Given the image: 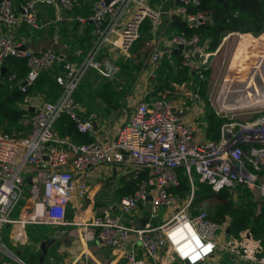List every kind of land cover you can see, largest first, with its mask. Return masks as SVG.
Wrapping results in <instances>:
<instances>
[{"label": "built area", "instance_id": "1", "mask_svg": "<svg viewBox=\"0 0 264 264\" xmlns=\"http://www.w3.org/2000/svg\"><path fill=\"white\" fill-rule=\"evenodd\" d=\"M165 1L172 3L169 14L183 20L190 30L210 22L203 12H189L190 7L199 5V0H95L89 16L74 18L80 24H89L94 37L91 51L78 65L63 61L51 51L35 53L22 49L11 37L0 35V69L10 59L25 61L26 74L17 85L27 97L44 71L61 64L60 73L54 77L59 96L54 102L38 97L28 116L29 133L18 137L0 130V253L4 251L14 258L1 242L6 229L10 240L22 246L27 241L25 225H65L68 206L89 192L88 185L79 180L88 177L90 168L114 165L123 167L121 172L126 174L145 173L147 178L137 184L131 195L121 198L119 215L105 211L86 224L85 241L98 240L117 252L125 264H204L217 251L247 264H264V246L248 231L237 238H220L229 226L228 221L217 224L206 211H191L193 173L198 183L208 185L213 192L225 189L236 198L238 189L243 188L255 199L264 200V113L248 122L225 116L217 140H203L193 127L182 122L185 110L171 101V92L160 90L153 101L134 106L113 140L65 145L57 139L55 124L62 117L68 118L80 135L93 132L92 121L83 116L75 99L80 84L92 71L100 79L114 80L118 68L112 64L104 67L98 60L100 51L108 44L114 53L128 55L140 39L144 23L155 25L164 14L160 6L155 8L150 3ZM39 3L66 13L73 11L75 5L74 0H31L17 14L12 0H1L0 24L11 29L20 25L37 27ZM168 40L169 47L181 49L179 69L185 68L203 80L211 56L207 43L202 44L196 35H172ZM165 53L155 41L149 42L148 64L158 65ZM195 53L203 56V61L195 59ZM14 80L15 74L7 78L9 83ZM194 99L200 101L198 96ZM179 169L191 188L190 196L182 203L170 193L178 186ZM149 197L147 221L139 227L135 221L126 224L123 218L137 214ZM27 202L32 204V217L23 220L18 214ZM160 209L171 210L172 215L155 227L151 220ZM131 235L136 241L131 240ZM0 264L11 263L1 260ZM70 264L96 263L75 260Z\"/></svg>", "mask_w": 264, "mask_h": 264}, {"label": "crops", "instance_id": "2", "mask_svg": "<svg viewBox=\"0 0 264 264\" xmlns=\"http://www.w3.org/2000/svg\"><path fill=\"white\" fill-rule=\"evenodd\" d=\"M28 1L31 0H12L14 11L17 14H21L23 6ZM94 1L95 0H74L75 5L73 11L69 13H66L62 10H58L55 6L39 3L37 5V27H28L26 25H20L18 27L11 29L0 24V35H7L11 37L16 43L20 44V46L24 47L26 50L35 53L51 51L55 53L58 57H60L63 61L69 62L74 65H78L84 61L88 53L91 51L93 47L94 37L92 36L91 26L89 24H85V25L80 24L76 22L74 18L89 16L92 12ZM167 2L169 1H165L163 2V4L164 3L166 4ZM150 5L155 8L158 6L161 7L160 3H156V2H151ZM171 7H172V3L170 4L169 10L167 12H164L162 10L164 14L157 24L152 25L150 22H146L142 26L141 35L143 34L144 30L147 28L148 37H149L147 41L144 43L142 49L140 50V52L144 53V55H142L141 58L138 57V52L134 47L135 45L132 47L131 51L135 53L134 55L135 57L139 58L140 61H142L143 68L138 73H136L135 77L137 76V79L132 85L129 86V89H126V91L124 92H122L123 90L122 87H117L115 89V92H122L121 93L122 97H120L121 94L117 95L118 102L116 108H112L108 103L95 96L94 94L95 87L91 83L93 81L98 83L97 79L100 80V78L97 77V75L93 71L90 72L87 75V77L84 78V80L79 86V89L75 94V99L82 108L83 116L86 119H90L92 123H95L96 128L93 127L94 130L90 134L79 135L74 130L72 126V122L67 118H62L55 124L57 139L60 143L63 142L66 145L69 143H73V144L90 143L95 140H102V141L113 140L116 136L119 127L128 121L134 109V106L138 102L153 101L156 98V93L160 90H169L171 92V96H170L171 101H173L176 105L181 106L185 110V116L182 119V122L186 125H190L191 127H193L196 130L200 139L209 140V138L207 137V123L205 122V118L208 113H213L215 117L218 119H226L225 116L227 117L229 116V118L231 119L235 118L233 115H228V113L231 114L234 112L222 113L219 110L216 104L217 98L214 99L213 105H211L212 103L208 104L207 102H209V99H206L207 101L204 100L199 95V91L197 93L196 91L193 93L192 92L184 93L183 95L185 96V99L176 98L175 95H177V89H180V87L183 88L184 82H186L187 80L186 81L181 80L178 83L177 81H172L168 76L170 73L168 69L170 68L167 66H163V65H168L172 67L171 69L173 71H177V70L179 71L183 69V68L179 69L180 62L182 60L181 49H173V47L168 46V41H169L168 39L170 38V36L181 35L176 31L170 29V23L172 21V18L174 17L169 14ZM245 35L246 37L244 38L243 36ZM229 40H232V42H230ZM151 41H155L157 43V46L166 52L162 56L159 64L156 66H150L147 61L149 55V42ZM230 45H232L233 47L232 49H234L233 50L234 52L231 55L232 57H230L231 60L227 66L226 74L224 78L228 74L229 69L233 66L238 69L237 72L241 70L240 68H238V64H237V61H239L241 64L245 65V69L248 71H243L240 74H237L236 77H241L244 80H248L249 77H251L250 75L254 74L261 76L260 81L261 79L264 80V32L258 36H254L252 34H239V33L227 34L221 39V42L217 47V49L209 54H211V56L217 55V53H219L222 49H227L225 47ZM131 51L126 56L119 55L117 53H114L110 49V46L107 44L100 51L98 59L99 57L102 59V61L106 59L107 62L116 66L119 69L118 64L128 63L127 60ZM256 53L258 55H256ZM8 65L9 63L7 61L3 66V68L5 69L3 73L7 71H12ZM162 66H163V70L161 69ZM256 68L258 69V71ZM160 70L163 73L162 79L165 78L169 84L168 88L158 89L159 88L158 73H160ZM60 71H61V64L58 63L54 65L52 69L48 71H44L41 74L39 80L42 79L41 78L42 75H44L47 72H53V73L57 72L55 74L57 75L60 73ZM187 73H188L187 75L188 77L191 76L190 79L194 77L189 73L188 70ZM232 73L235 72L232 71ZM22 79H20L19 81H21ZM19 81H17V84ZM104 81H108V80L101 79L100 83ZM89 84H91L92 92H90V90L87 87V85ZM33 87H32L33 91L31 90L32 89L31 88L28 92V97L26 96V98H28V103L24 107L28 108L36 105L39 101L38 97H41L45 101L47 100L51 102V100L48 99L43 92H35V90L38 87L36 86V84ZM39 87L42 89V91L47 88L46 84L44 83L41 84V86ZM80 87L85 91V95H88L90 93L91 95L89 97L84 96L80 92ZM195 96H198L200 98L199 102L194 99ZM99 101L108 109L106 110L107 113L117 110L122 111V109L124 108L126 109V107L129 111L126 112L125 116H123L119 120L116 121L108 120L106 122L107 118H103L98 111V108L100 107L101 104L99 103ZM210 106H215L214 107L215 109L213 110L209 109L208 107ZM258 108L261 107L245 109V110H256ZM245 110H240V111H245ZM218 112H220L222 115H217ZM28 118H29L28 116L24 117L21 120V122L24 126L29 127ZM255 119L256 118L252 117L249 120L236 119V121L239 120L242 122H248V121H253ZM28 133H29V129H28ZM217 136H218V132H217ZM88 139H91V141L86 142ZM121 170H123V167L122 169H120L114 165L112 166L104 165V166L90 168L88 170V177L86 179L79 180V181H84V183L88 185L89 192L86 197H84L83 199L76 198L68 206L65 213V223H66L65 225L55 226V227L46 226V225H33V224L25 225L24 232L26 231L27 226H36V227L45 226L46 232H42V235L44 236L43 239L51 238L55 240L54 244L48 248L47 254L44 256L43 260H41L42 254L40 253L41 251L39 248L41 241H37L35 239L36 237L34 236L31 237L32 239H35L38 242V251L41 254V258L39 259L38 264H70L75 260L78 261L87 260L91 263H96V264H125L124 260L117 252L106 248L98 240L85 241L83 239V232L86 229L85 226L87 223H89L92 220L94 216L102 214L105 211H109L112 215L115 216L120 214L119 201L121 200L122 197L120 198L119 196V190L123 187L121 179L124 177H127L126 179L132 177L134 179L132 173L126 174V172H120ZM124 170L127 171V168H124ZM117 173L125 176L119 179L120 182L118 186L115 188L116 192L114 193V190L111 189L112 191L106 193L104 195V198L100 199V195L104 192L106 187V180L109 177H112L113 175H118ZM172 190L173 189L170 190V193L178 197L179 203H182L183 201H185L187 197L190 196L188 195L185 198H180V196L173 194ZM149 201L150 200L148 199V201H146L144 204H141L139 208V212L133 215L132 218L124 217L123 221L126 224H129L131 221H135V223L137 222L136 223L137 227L143 225V223L147 221V217L150 211ZM191 207H192L191 210L192 214H197L199 211H201V210H197L198 206L193 207L192 205ZM161 210L162 209L158 210L155 217L151 220L152 225L155 227L162 225L172 215L169 214L172 213L171 210L163 209L164 211L158 217V214L160 213ZM226 221H228V225H229V219H226L225 222ZM227 228H225V231L223 233L222 232L220 233L219 235L220 238H224V239L234 238L230 236L229 233H226ZM26 234L27 237L30 239V236L28 235L27 231L25 232V235ZM3 239L10 240L8 229L5 230L3 234ZM131 240L136 241L134 235H131ZM22 263L25 264L24 262ZM149 264H156V263L155 261H149ZM173 264H180V263L176 262ZM204 264H247V263L238 260L235 256L229 253L217 251L215 256L210 261Z\"/></svg>", "mask_w": 264, "mask_h": 264}, {"label": "trees", "instance_id": "3", "mask_svg": "<svg viewBox=\"0 0 264 264\" xmlns=\"http://www.w3.org/2000/svg\"><path fill=\"white\" fill-rule=\"evenodd\" d=\"M189 12H203L209 16L210 22L202 25L197 30H190L183 20L174 16L170 23V29L186 38H191L193 35H196L202 44L207 43L208 53L214 52L219 46L221 39L227 34L239 33L258 36L264 32V0H223L222 3L219 0H199V5L190 7ZM143 46L144 43L140 39L134 46L139 58L144 55V53L140 52ZM98 60L102 61L100 57ZM8 63L12 71L5 72L3 76H1L0 71V79H2L0 80V130L14 136L19 135L18 137H25L29 127L24 126L21 120L31 113L29 109L25 110L24 108L17 107L27 96L21 93L17 81L24 77L27 69L25 61L21 59H10ZM163 66L169 67L170 69L168 71L170 73L173 71L171 69L172 67L168 65ZM163 66L161 68L162 70ZM118 67L119 73L117 77H120L128 84L133 81L136 73L143 68V63L139 60L138 63L118 64ZM13 73L16 75V80L10 83L6 82L7 78ZM56 73L47 72L42 75V79L36 82V86L38 87L43 83L46 84L47 88L42 92L51 102H54L59 96V86L54 79ZM178 73H186L188 75L187 69L185 68L179 71L177 70ZM162 75L163 73L160 70V73H158V89L169 87L166 79H162ZM181 80L183 79H177L176 81L180 82ZM118 83L119 81L117 79L101 83L93 81L91 84L95 87L94 94L97 98L102 99L112 108H116L118 102L117 95L121 94V92H115V85ZM91 84L87 85L90 92H92ZM33 88L30 89L33 90ZM80 92L84 96L89 97L91 95V93L85 95V91L81 87ZM205 122L207 123V137L209 140H217V132L222 124V120L216 118L213 113H208ZM72 126L76 131L75 126L73 124ZM90 141L91 139H88L86 142ZM132 175L134 179L132 177L129 179H126L127 177L121 179L123 187L119 190L120 198L131 194L137 187V184L147 178L145 173H133ZM178 180V186L173 188L172 193L180 196V198H185L190 195L191 188L187 177L183 175L181 170L178 172ZM194 187L193 207L206 204L208 218L213 222L222 224L226 219H229L228 227L230 236L237 238L241 233L248 231L253 238L260 240L264 246L263 199H255L248 190L243 188L238 189L237 197L234 198L225 189L216 193L208 185L198 182ZM26 231L30 237L34 236L37 241H41L44 238L42 232H46V227L27 226Z\"/></svg>", "mask_w": 264, "mask_h": 264}, {"label": "rangeland", "instance_id": "4", "mask_svg": "<svg viewBox=\"0 0 264 264\" xmlns=\"http://www.w3.org/2000/svg\"><path fill=\"white\" fill-rule=\"evenodd\" d=\"M170 4H171V1L167 2L166 4L165 3L164 4L163 3H160V5L162 7V10L164 12H167L169 10ZM148 38L149 37H148L147 28H146L144 30L143 34L140 37V41L143 42V43H145ZM232 40H229V41L232 42ZM225 48H227V49H222L219 53H217V55L209 56V58L207 60V64H206L207 70L204 72V79L203 80H200V78L198 77V75H194V77H192L190 79V77L187 78L188 76H187L186 73H182V74L181 73H178L177 74V71H172V73H169L168 76H169V78L172 81H176L177 79H183L182 81H186L187 80L186 82H184L183 88L180 87V89H177V95H175V96H176V98L185 99V96L183 95L184 93H191V92L193 93L195 91L197 93L199 91V95L204 100L209 99V102H207L208 104H211L212 103L211 105H213L214 99L217 98L216 104H217V107L219 108V110L222 113L234 112V113H231V114L228 113V115H233L236 119H241V120H249L252 117L257 118L261 114H263V112H264V109H263L264 108V105L263 106H260L261 108H258L256 110H245V109H242V110H245V111H240V110L224 111V110H222L220 108L221 106H220V103L218 102V96H219V93H220V91L222 89V86L224 84V81L226 79V77L224 78V76L226 74L227 66H228V64H229V62L231 60L230 57H232L231 55L234 52L233 51L234 49H232L233 48L232 45L227 46ZM134 55H135V53L131 51V53H130V55L128 57V60H127L128 63H132V62L133 63H138L139 62L140 59L137 58V57H135ZM102 64L104 65V67H107V66L110 65V63L107 62L106 59L102 61ZM118 73H119V69L117 70V76H118ZM117 76H116V78L114 80H117L118 79L119 83L116 84L115 87L116 88L117 87H122V89H123L122 92L126 91V89H129V86L132 85L136 81V79H137V76H136L131 83H128L127 84L126 81L122 80L120 77H117ZM223 78H224V81H223ZM0 80H2V79H0ZM97 80H98V83H100V80L101 79L100 80L97 79ZM220 85H221V87H220ZM35 92H42V89L40 87H37V89L35 90ZM120 97H122V94L120 95ZM27 103H28V98L25 97L24 101L21 104H19L17 107L24 108V106ZM99 103H101V102L99 101ZM214 107L215 106H210L208 108L213 110V109H215ZM253 108H257V107H253ZM247 109H251V108H247ZM106 110H108V109L101 103L100 104V107L98 108V111H99L100 115L103 118H107L106 122L108 120H113V121L119 120L120 118H122L123 116H125V113L126 112L129 111L127 109V107H126V109L125 108L122 109V111L121 110H117V111H111L109 113H107ZM236 111H238V112H236ZM220 115H222V114H220ZM221 120H222V123H223L226 119H221ZM16 135H18V134H16ZM124 176L125 175L118 174V175H113L112 177H109L106 180V187H105L104 192L100 195V199H103L104 198V195L106 193L112 191L111 189H113L114 190V193H115L116 192L115 188L118 186V184L120 182L119 179L121 177H124ZM192 176H193V178L195 180V184H196V182H197V176L194 173H193ZM24 197H27L26 190H25ZM22 204H23V202H22ZM31 206H32V204L29 203V210L31 209ZM197 208H198L197 210H203V211H206L207 212V205L206 204H202L201 206H198ZM166 210H168V209H166ZM163 211H164L163 209L160 211V213L158 214V217L162 214ZM169 214H172V213H169ZM26 237H27V234H26ZM1 242L4 244V246L14 256H16L18 259L22 260V262H24L25 264H38V261L41 258V254H40L41 252L39 253V251H38V242L35 239H32L31 237H30V239L28 238V240L26 241V243L24 245H22V246L15 245V244H13L8 239H5V240L2 239ZM7 255L3 251L2 253H0V259L1 260L8 261L11 264H20L11 255L10 256H7Z\"/></svg>", "mask_w": 264, "mask_h": 264}, {"label": "bare ground", "instance_id": "5", "mask_svg": "<svg viewBox=\"0 0 264 264\" xmlns=\"http://www.w3.org/2000/svg\"><path fill=\"white\" fill-rule=\"evenodd\" d=\"M243 37L245 38L246 35ZM256 55L258 54L256 53ZM237 64L238 68L241 70L237 72L238 69L234 66L229 69L219 93L218 102L220 103V108L224 111H234L263 106L264 80L261 79L260 81L261 76L254 74L250 75L251 77H249L248 80L236 77L237 74H240L243 71H248L245 69L244 64H241L239 61H237ZM232 71L235 73H232ZM29 203L30 202H27L26 206L19 212L18 218L25 220L28 217H32L29 212Z\"/></svg>", "mask_w": 264, "mask_h": 264}, {"label": "water", "instance_id": "6", "mask_svg": "<svg viewBox=\"0 0 264 264\" xmlns=\"http://www.w3.org/2000/svg\"><path fill=\"white\" fill-rule=\"evenodd\" d=\"M0 2H1V0H0ZM219 2L222 3L223 0H219ZM224 5H225V4H224ZM225 6H226V5H225ZM22 49H25V48L22 47ZM194 58L197 59V60H199V61H203V56H200L199 53H195ZM4 70H5L4 68L1 69V75H2V76L4 75V73H3ZM21 85L24 86L25 83H22ZM85 90H87V89H85ZM29 112H30V113L33 112V108H32V107L29 108ZM93 127L96 128L95 123H93ZM149 200H150V197H149ZM226 233H229V228L226 229ZM54 242H55V240H54V239H51V238L41 240L40 245H39V248H40V251H41V254H42V258H41V260H43L44 256L47 254V250H48V248L51 247V246L54 244ZM14 258H15L20 264H23V263L21 262V260L18 259L16 256H14Z\"/></svg>", "mask_w": 264, "mask_h": 264}]
</instances>
